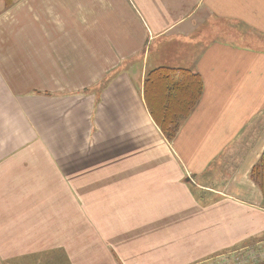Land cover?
Here are the masks:
<instances>
[{
    "label": "crops",
    "instance_id": "1",
    "mask_svg": "<svg viewBox=\"0 0 264 264\" xmlns=\"http://www.w3.org/2000/svg\"><path fill=\"white\" fill-rule=\"evenodd\" d=\"M163 68L203 84L172 142ZM263 158L264 0H0V264L205 262L263 235Z\"/></svg>",
    "mask_w": 264,
    "mask_h": 264
},
{
    "label": "trees",
    "instance_id": "2",
    "mask_svg": "<svg viewBox=\"0 0 264 264\" xmlns=\"http://www.w3.org/2000/svg\"><path fill=\"white\" fill-rule=\"evenodd\" d=\"M202 87L198 75L184 70L163 68L147 76L145 98L152 117L169 142L175 139L181 123L200 101Z\"/></svg>",
    "mask_w": 264,
    "mask_h": 264
},
{
    "label": "rangeland",
    "instance_id": "3",
    "mask_svg": "<svg viewBox=\"0 0 264 264\" xmlns=\"http://www.w3.org/2000/svg\"><path fill=\"white\" fill-rule=\"evenodd\" d=\"M181 122L182 119H180ZM251 177L255 183L260 184L264 192V158L255 167ZM194 264H264V232L260 237H250L232 249L215 254L205 262H197Z\"/></svg>",
    "mask_w": 264,
    "mask_h": 264
}]
</instances>
